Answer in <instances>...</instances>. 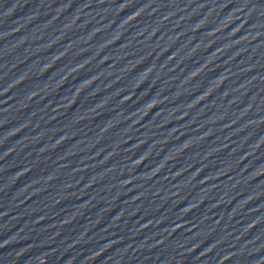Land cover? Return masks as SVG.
<instances>
[{
    "label": "water",
    "instance_id": "95a60500",
    "mask_svg": "<svg viewBox=\"0 0 264 264\" xmlns=\"http://www.w3.org/2000/svg\"><path fill=\"white\" fill-rule=\"evenodd\" d=\"M0 264H264V0H0Z\"/></svg>",
    "mask_w": 264,
    "mask_h": 264
}]
</instances>
